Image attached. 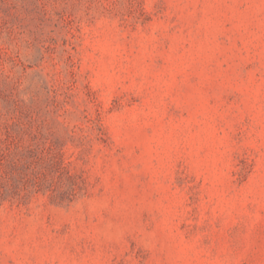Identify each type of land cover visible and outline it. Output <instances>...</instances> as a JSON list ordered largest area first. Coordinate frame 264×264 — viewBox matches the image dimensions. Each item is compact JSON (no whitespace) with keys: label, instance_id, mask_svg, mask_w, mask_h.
I'll return each instance as SVG.
<instances>
[{"label":"rangeland","instance_id":"374dc122","mask_svg":"<svg viewBox=\"0 0 264 264\" xmlns=\"http://www.w3.org/2000/svg\"><path fill=\"white\" fill-rule=\"evenodd\" d=\"M0 264H264V0H0Z\"/></svg>","mask_w":264,"mask_h":264}]
</instances>
